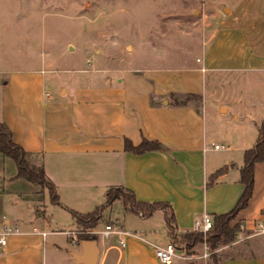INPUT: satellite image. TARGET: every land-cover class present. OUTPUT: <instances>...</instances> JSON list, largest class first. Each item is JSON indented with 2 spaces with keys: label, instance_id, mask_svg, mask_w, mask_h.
<instances>
[{
  "label": "crops",
  "instance_id": "crops-1",
  "mask_svg": "<svg viewBox=\"0 0 264 264\" xmlns=\"http://www.w3.org/2000/svg\"><path fill=\"white\" fill-rule=\"evenodd\" d=\"M223 12L195 58L199 68H159V77L132 67L78 70L100 74L93 79H54L44 77L45 67L15 68L0 79V122L31 153V162L43 165L58 195L53 203L46 189L16 177L15 162L0 153V231L5 225L18 230L0 246V264H83L74 254H82L84 240H95V264H213L211 256L201 257L203 243L160 262L154 245L171 241L163 210L148 217L123 210L141 219L135 224L121 212L112 218L119 199L92 228L114 223L126 233L82 239L68 232L79 226L70 210L92 212L109 187L127 188L140 201L168 202L178 235L192 231L203 214L213 219L236 204L244 189L243 153L264 118V0L226 3ZM192 72L202 75L200 87ZM181 73L189 80L182 82ZM186 94L202 99L173 104ZM209 95L218 124L207 108ZM125 138L133 145L157 141L162 149L135 154L124 150ZM234 224L240 225L236 240L215 250L219 264H264V160L255 164L252 196Z\"/></svg>",
  "mask_w": 264,
  "mask_h": 264
},
{
  "label": "rangeland",
  "instance_id": "rangeland-1",
  "mask_svg": "<svg viewBox=\"0 0 264 264\" xmlns=\"http://www.w3.org/2000/svg\"><path fill=\"white\" fill-rule=\"evenodd\" d=\"M240 1L0 0V79L8 78L15 68L45 67L44 77L54 79L100 76L79 69L132 67L145 76L159 77V68H199L195 58L225 18L223 7ZM192 74L200 87L202 75ZM185 80L189 75L181 73V81ZM212 100L209 95L207 108L218 124ZM219 116L229 118L230 113ZM214 143L220 145L217 140ZM119 212L141 223L140 218L126 215L117 201L112 218L120 217Z\"/></svg>",
  "mask_w": 264,
  "mask_h": 264
},
{
  "label": "trees",
  "instance_id": "trees-1",
  "mask_svg": "<svg viewBox=\"0 0 264 264\" xmlns=\"http://www.w3.org/2000/svg\"><path fill=\"white\" fill-rule=\"evenodd\" d=\"M174 98V94H171ZM201 95L186 94L181 99H174L173 104L184 105L190 100L200 102ZM162 146L157 141L143 139L138 145H133L127 138L124 139V150L135 154H142L150 150H161ZM0 153L5 157L11 158L17 167L16 177L23 178L29 182L38 184L42 189H46L50 200L53 203L58 201V195L54 184L47 177L42 164L31 162V153L18 145L13 140L12 131L8 126L0 122ZM264 160V118L258 128V137L252 147L246 149L243 153V165L240 168L239 181L243 184L244 189L236 204L231 210L223 214L213 216V225L210 231L203 235L201 232L188 231L178 235L176 233V224L171 205L168 202H145L137 200L134 194L124 187H109L105 193V202L96 207L92 212L79 214L70 210L78 225L93 227L101 218L103 210L109 207L114 200L119 199L122 203L123 210L133 214H139L142 217L150 216L154 210L161 209L164 213L165 225L170 236L177 247H182L189 251L198 243H205L212 251L210 254L213 264H219V259L214 250L223 244H228L236 239L240 231V225H231V222L237 217L240 210L247 207L252 196L254 184V167L255 164ZM227 168L223 167L216 170L209 176L207 184H212L215 179L223 174ZM88 223V226L86 224ZM82 239L93 238L92 235H80Z\"/></svg>",
  "mask_w": 264,
  "mask_h": 264
},
{
  "label": "built area",
  "instance_id": "built-area-1",
  "mask_svg": "<svg viewBox=\"0 0 264 264\" xmlns=\"http://www.w3.org/2000/svg\"><path fill=\"white\" fill-rule=\"evenodd\" d=\"M215 148H218V146L215 145ZM212 225H213L212 217L209 214L205 213L201 218L194 220L192 231L201 232L203 233V235H206L212 228ZM16 232H18L17 229L5 225L0 231V246L5 245L7 241V236L14 234ZM68 233L73 235L74 237L80 235H92V236L101 235L103 237H107L113 233H126V232L121 231L118 225L114 223H109V224H105L104 228L101 230L92 227L90 228L77 227L76 229L69 231ZM120 244L124 245V241L120 240ZM203 244L206 247V252H204L201 255V257L207 258L210 256L212 251L208 248V246L205 243ZM179 249H183V248L177 247L176 244L173 243L172 241H169L164 245H154L155 256L162 263L171 262L173 258L177 255Z\"/></svg>",
  "mask_w": 264,
  "mask_h": 264
},
{
  "label": "water",
  "instance_id": "water-1",
  "mask_svg": "<svg viewBox=\"0 0 264 264\" xmlns=\"http://www.w3.org/2000/svg\"><path fill=\"white\" fill-rule=\"evenodd\" d=\"M90 249H87V248ZM82 254H74L75 259L83 264H95L97 248L95 240H84L81 243Z\"/></svg>",
  "mask_w": 264,
  "mask_h": 264
}]
</instances>
